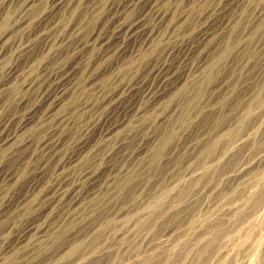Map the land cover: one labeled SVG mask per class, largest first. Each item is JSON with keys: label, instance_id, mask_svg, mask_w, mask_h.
Returning a JSON list of instances; mask_svg holds the SVG:
<instances>
[{"label": "rangeland", "instance_id": "rangeland-1", "mask_svg": "<svg viewBox=\"0 0 264 264\" xmlns=\"http://www.w3.org/2000/svg\"><path fill=\"white\" fill-rule=\"evenodd\" d=\"M24 1L0 7V264H264V0H69L41 36L46 1ZM134 23L150 36L115 31ZM163 61L179 80L154 101Z\"/></svg>", "mask_w": 264, "mask_h": 264}, {"label": "bare ground", "instance_id": "bare-ground-1", "mask_svg": "<svg viewBox=\"0 0 264 264\" xmlns=\"http://www.w3.org/2000/svg\"><path fill=\"white\" fill-rule=\"evenodd\" d=\"M12 1H14V0H0V7H3V6H5V5H7V4H9L10 2H12ZM36 1H38V0H25L24 1V3H23V7H22V10L20 11L23 15H26V14H29L31 11H33V8H34V2H36ZM40 1V0H39ZM41 1H43V0H41ZM46 1V4H47V6L42 10V11H40L37 15H35L34 17H33V20H34V24H33V26H32V29L31 30H33L37 35H42V33H40L41 32V29L43 28V24H47V22L49 21V19L51 18V16H52V14H54L55 12H57V11H59L60 9H62V8H64V6H66L67 5V3H69V0H45ZM44 2V1H43ZM89 2H90V0H89ZM121 4V3H120ZM94 5V4H93ZM112 5V4H111ZM126 6H128V4H125V5H123L122 7H126ZM9 7V6H8ZM4 8V7H3ZM110 8H112V7H110ZM109 8V9H110ZM118 8H120V5H118ZM3 11V10H2ZM20 14V13H19ZM23 19V18H22ZM165 19V18H164ZM3 20V19H2ZM2 20H1V22H2ZM4 22V21H3ZM166 24V23H165ZM142 25H143V23L142 24H139V23H134V24H130V25H128L127 26V28H125L124 26H119V28L118 29H116L115 31L116 32H118V33H120V34H123L126 38H129V39H132V38H134V39H136V37H139V36H143V37H145V36H150V34L152 33V30H150V28H147L146 26H145V28L143 29V27H142ZM145 25V24H144ZM47 29V28H46ZM44 31V30H43ZM30 33H31V31H30ZM32 34V33H31ZM46 36V35H45ZM55 36V35H54ZM29 37V36H28ZM44 37V36H43ZM48 37H49V35H48ZM142 37V38H143ZM200 38H201V40H208V38H209V34L207 33V31L206 32H204V33H201L200 34V36H199ZM31 38V37H30ZM38 38V37H37ZM40 38V37H39ZM47 39V38H46ZM66 39V38H65ZM40 40H41V38H40ZM109 40V39H108ZM42 41V40H41ZM44 41H45V39H44ZM188 43V42H187ZM34 44H36V42L34 41V40H32L31 41V43L29 44V45H27L28 46V48L29 47H32V45H34ZM79 45L80 44H82V42L81 43H78ZM186 44V43H185ZM35 46V45H34ZM59 46V45H58ZM102 46H105V45H103L102 44ZM109 46V45H108ZM180 46H182V45H180ZM186 46V45H185ZM180 48H182V47H180ZM32 49V48H31ZM179 49V48H178ZM198 49H199V46L197 45H190V46H186V48H185V52L184 53H182L183 54V58H184V69H186L187 68V70L189 69L190 70V68L192 69V68H194V66L192 67H190L189 68V66L190 65H193L191 62H193V61H191L192 60V58H193V54L196 52V51H198ZM26 50V49H25ZM24 50V51H25ZM29 50V49H28ZM226 51H228V50H225V52L224 53H226ZM223 53V54H224ZM20 54V53H19ZM19 54H16V56L17 55H19ZM80 54V53H79ZM1 56V55H0ZM77 56H79V55H77ZM77 56H75V57H77ZM182 56V55H181ZM180 56V57H181ZM217 57V56H216ZM17 59V58H16ZM76 59V58H75ZM73 60V62L70 64V66H68V68H67V70H65L66 72H64V74L66 73L67 74V76H68V80L66 81V82H64V83H62L61 85H64V84H66V83H69L72 79H73V77L76 75V73L78 72V70L80 69L79 67H80V62H77L76 60ZM178 59V58H177ZM182 59V58H181ZM177 61V60H176ZM218 61V60H217ZM1 62V61H0ZM215 65H216V60H214L211 64H210V71L208 72V73H211V71L213 72V70H214V67H215ZM176 66H175V64H174V62H170V63H168V61H163V63H161L160 65H159V67H158V69H157V75H154V76H157V78H158V83H157V90L156 91H154V93H152V96H151V100H160V99H162L163 97H165L166 95H168V94H170L177 86V82H175L176 81V79H178V76H179V72L178 73H176V68H175ZM196 67H197V65H196ZM81 68H82V66H81ZM18 70H19V68L17 67V66H15V65H11V66H9L8 67V74H10V76L9 77H13L14 75H16L17 73H18ZM186 70V71H187ZM155 72V71H154ZM192 72H193V70H192ZM207 73V74H208ZM178 74V75H177ZM57 76V75H56ZM156 78V77H155ZM211 79V78H210ZM62 80V79H61ZM65 80V79H64ZM156 80V79H155ZM179 80V79H178ZM59 83V82H58ZM133 84V83H132ZM138 84V83H137ZM217 84V83H216ZM2 85V84H1ZM29 85V84H28ZM179 85V84H178ZM30 86V85H29ZM35 86V85H34ZM66 86V85H65ZM128 86V85H127ZM130 86V85H129ZM141 86V85H140ZM218 86V85H217ZM28 87V86H27ZM64 87V86H63ZM134 87H135V85H134ZM215 87V86H214ZM59 88V87H58ZM123 88V87H122ZM142 88V87H141ZM132 89L133 88H131L130 90L132 91ZM144 89H146V88H144ZM143 89V90H144ZM126 90V89H125ZM152 91V90H151ZM125 92V91H124ZM57 93V92H56ZM130 94V93H129ZM149 94V93H148ZM52 93L51 94H48V95H46L45 96V98H43V100H42V105H44L45 103H47L50 99H52V102L53 103H57V104H59L60 103V101H61V99L60 98H58L57 96H53L52 97ZM115 95V94H114ZM109 97V96H108ZM121 99V98H120ZM123 99V98H122ZM136 101V100H135ZM135 101H132V102H129V104H131L130 106H127V108L129 107V109H133V111H136L137 109H136V103H135ZM261 101V100H260ZM127 102V101H126ZM121 104V103H120ZM125 104V103H124ZM136 104V105H135ZM249 105V104H248ZM38 106V105H37ZM120 107V106H119ZM123 107V106H122ZM126 108V107H125ZM245 109H247V113H249V114H251L252 113V107L251 106H249V107H246ZM34 111V110H33ZM129 111H131V110H129ZM132 111V112H133ZM128 112V111H127ZM126 113V112H125ZM136 113V112H135ZM124 114V113H123ZM246 114V113H245ZM237 117V116H236ZM106 121V120H105ZM241 125V128H242V126L244 125V123L243 122H240L239 123V125L238 126H240ZM112 126V125H111ZM107 128H109V127H107ZM240 128V129H241ZM105 129V128H104ZM112 130V128H109V129H107V131L108 130ZM237 130V129H236ZM246 130V129H245ZM107 133V132H106ZM106 136H107V134H106ZM8 137V136H7ZM7 137H5L6 138V142L7 141H9L10 139L9 138H7ZM11 138V137H10ZM5 140V139H4ZM244 140H246V139H243V138H238L236 141H240V142H242V141H244ZM251 140V139H250ZM25 142V141H24ZM29 143V142H28ZM166 143V140H164L163 142H162V145L163 144H165ZM251 143V142H250ZM82 145V144H81ZM24 146V145H23ZM165 146V145H164ZM144 148V147H143ZM142 149V148H141ZM140 149V150H141ZM142 151V150H141ZM263 160V159H262ZM259 161H260V159H259ZM251 162V161H250ZM249 161L247 162V163H244L243 165H241V166H238V168H237V170L236 171H234V172H227L228 173V175H227V177L229 178V179H237V180H239V179H241L242 177H244L245 176V174L253 167V164H249L250 163ZM262 162V161H261ZM263 162H264V160H263ZM263 162H262V164H263ZM205 164V163H204ZM256 164V163H255ZM109 165V164H108ZM257 165V164H256ZM258 165H259V163H258ZM261 165V164H260ZM207 167V166H206ZM257 167V166H256ZM262 167V166H261ZM205 168V167H204ZM233 170H235V169H233ZM252 170V169H251ZM262 172H263V170H262ZM250 173V172H249ZM253 173V172H252ZM87 174V176H88V178H89V180H90V183L92 184V186L94 187V185L97 183V178L94 176L95 175V173L94 172H91V171H89V172H87L86 173ZM259 176V175H258ZM256 179V178H255ZM264 179V178H263ZM257 181V180H256ZM239 182V181H238ZM237 182V183H238ZM259 182V181H258ZM248 184V183H247ZM238 186V185H237ZM63 188V187H62ZM184 188H185V186H184ZM213 188V187H212ZM74 189H76V188H74ZM64 190V189H63ZM94 190V189H93ZM92 190V191H93ZM71 191V190H70ZM172 191V190H171ZM181 191H183V195L184 194H188L189 193V191H190V189H186V190H181ZM217 191V190H216ZM88 192V191H87ZM86 192V193H87ZM89 192H90V190H89ZM166 192V191H165ZM165 192H163V194L161 193V195L160 196H158L155 200H153L154 201V206H155V208L157 209V210H159L160 212H163L164 211V208H163V199H164V196L166 195V193ZM198 192V191H197ZM205 192V191H204ZM71 193L72 192H68V195H71ZM200 193V192H199ZM206 193V192H205ZM73 194V193H72ZM194 194V193H193ZM59 195V194H58ZM62 195V194H61ZM155 196H157V195H155ZM191 196H193V195H191ZM69 197V196H68ZM67 197V198H68ZM89 197V196H88ZM63 198V197H62ZM258 198V197H257ZM256 198V199H257ZM55 199V198H54ZM71 199H73L74 201H77L78 199H80V196H78V195H71ZM87 199V198H86ZM190 199V198H189ZM213 199V198H212ZM220 200V199H219ZM250 200H251V198H250ZM250 200H248V202H250ZM193 201H195V200H193ZM256 201V200H255ZM69 202V201H68ZM213 202V201H212ZM47 203V202H46ZM55 203V202H54ZM195 204V203H194ZM153 205V204H152ZM167 205V204H166ZM190 206H191V204H190ZM44 207V206H43ZM183 208V207H182ZM180 209V208H179ZM196 211V210H195ZM176 213V212H175ZM41 214V213H40ZM190 214V213H189ZM188 216V215H187ZM244 217H246V216H244ZM191 219V218H190ZM264 220V219H263ZM251 221V220H250ZM67 222V221H66ZM252 222V221H251ZM264 223V222H263ZM191 224V223H190ZM218 224V223H217ZM231 225V224H230ZM249 225V224H248ZM260 225V224H259ZM239 226V225H238ZM238 226H237V228H238ZM257 226V225H256ZM194 227V226H193ZM248 227V226H247ZM258 227V226H257ZM29 228H30V226H29ZM31 228H33V227H31ZM35 228V227H34ZM128 228V227H127ZM215 229H216V233L213 235V237L211 238V239H209V241H208V243L206 242V245H204V246H202V247H206V246H208L210 243H214V242H216V241H218L219 240V226H215ZM247 229V228H246ZM257 229V228H256ZM264 229V228H263ZM41 230V229H40ZM238 230V229H237ZM244 230V229H243ZM261 230H262V228H261ZM28 231V230H27ZM25 232V233H27L28 234V232ZM31 231V230H30ZM128 231V230H127ZM235 231V230H234ZM37 232V231H36ZM255 232H256V230H255ZM22 234V233H21ZM21 234L19 235V236H21ZM23 234H24V232H23ZM26 234V235H27ZM43 234V233H42ZM201 234V233H200ZM253 234H254V229H252V227H251V229L249 228L247 231H246V238H251L252 236H253ZM25 235V234H24ZM25 235V236H26ZM221 235V234H220ZM244 235V234H243ZM166 236V235H165ZM27 237V236H26ZM120 237V236H119ZM24 236H22L21 237V239L24 241ZM40 238V237H39ZM261 238V237H260ZM26 239V238H25ZM257 239V238H256ZM20 241V240H19ZM38 241H40V240H38ZM256 241V240H255ZM161 242V241H160ZM257 242V241H256ZM32 243V242H31ZM112 243V242H111ZM37 244V243H36ZM204 244V243H203ZM232 244V243H231ZM121 245V244H120ZM211 245V244H210ZM31 246V245H30ZM147 247V246H146ZM202 247H199V248H202ZM260 247V246H259ZM9 248H10V246H9ZM78 248H77V246H75V245H73L71 248H69L68 250H69V253H71V252H74V251H76ZM125 249V248H124ZM184 249V248H183ZM34 250V249H33ZM155 250V249H154ZM185 250V249H184ZM187 250V249H186ZM201 250V251H200ZM206 250V249H205ZM205 250H203V249H198V252L200 251V253H199V255L200 254H202L203 252L202 251H205ZM102 251H104V250H102ZM112 251V250H111ZM148 251V250H147ZM142 252V251H141ZM197 252V253H198ZM101 253V252H100ZM107 253V252H106ZM115 253V252H114ZM220 253V252H219ZM135 254V253H134ZM138 254V253H137ZM136 254V255H137ZM103 256V255H102ZM101 257V256H100ZM157 257V256H156ZM220 257V256H219ZM56 258V257H55ZM198 259V258H197ZM24 260V259H23ZM3 261V260H2ZM22 261V260H21ZM145 261V260H144ZM26 262H27V260H26ZM87 262V261H86ZM24 263V262H23ZM192 263V262H191ZM221 263V262H220ZM22 264V263H21ZM26 264V263H25ZM86 264V263H85ZM87 264H88V262H87ZM136 264V263H135ZM190 264V263H189Z\"/></svg>", "mask_w": 264, "mask_h": 264}]
</instances>
